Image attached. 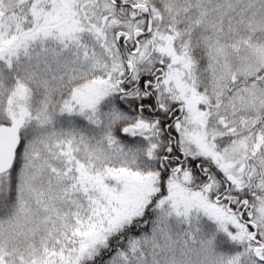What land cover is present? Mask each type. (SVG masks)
Returning a JSON list of instances; mask_svg holds the SVG:
<instances>
[{
    "label": "snow or ice",
    "instance_id": "6c2138e0",
    "mask_svg": "<svg viewBox=\"0 0 264 264\" xmlns=\"http://www.w3.org/2000/svg\"><path fill=\"white\" fill-rule=\"evenodd\" d=\"M0 264H264V0H0Z\"/></svg>",
    "mask_w": 264,
    "mask_h": 264
}]
</instances>
